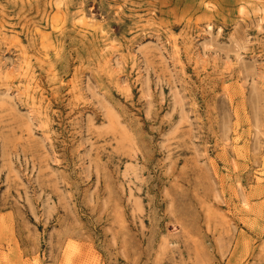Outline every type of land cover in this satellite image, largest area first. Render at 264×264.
<instances>
[{
  "label": "rangeland",
  "instance_id": "374dc122",
  "mask_svg": "<svg viewBox=\"0 0 264 264\" xmlns=\"http://www.w3.org/2000/svg\"><path fill=\"white\" fill-rule=\"evenodd\" d=\"M0 264H264V0H0Z\"/></svg>",
  "mask_w": 264,
  "mask_h": 264
}]
</instances>
